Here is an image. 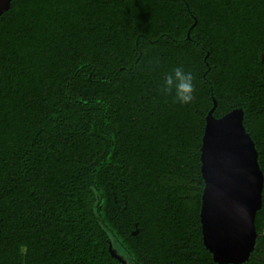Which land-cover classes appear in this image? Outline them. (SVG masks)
I'll return each instance as SVG.
<instances>
[{"label": "trees", "instance_id": "trees-1", "mask_svg": "<svg viewBox=\"0 0 264 264\" xmlns=\"http://www.w3.org/2000/svg\"><path fill=\"white\" fill-rule=\"evenodd\" d=\"M247 3L12 1L0 18V264H126L113 241L131 264H216L200 222L214 100L216 118L243 110L264 175V74L249 55L264 43L246 33ZM177 66L195 77L189 104L162 91ZM262 201L245 264H264V188Z\"/></svg>", "mask_w": 264, "mask_h": 264}, {"label": "water", "instance_id": "water-1", "mask_svg": "<svg viewBox=\"0 0 264 264\" xmlns=\"http://www.w3.org/2000/svg\"><path fill=\"white\" fill-rule=\"evenodd\" d=\"M12 1L0 0V18ZM216 108L214 100L200 158L205 184L200 213L203 243L216 264H245L258 239L255 223L263 205L264 175L255 143L244 127L243 110L216 119ZM111 252L122 261L113 248Z\"/></svg>", "mask_w": 264, "mask_h": 264}, {"label": "flooded vegetation", "instance_id": "flooded-vegetation-1", "mask_svg": "<svg viewBox=\"0 0 264 264\" xmlns=\"http://www.w3.org/2000/svg\"><path fill=\"white\" fill-rule=\"evenodd\" d=\"M247 2L245 20L246 33L250 38H256L258 41L260 40L261 43H264V0H247ZM260 46H262L260 49L257 45L253 48H250L249 55L252 57V59H255L253 63L258 66L256 71L258 73L264 74V51L260 53L261 62L258 61V53L261 51V49L264 50V45Z\"/></svg>", "mask_w": 264, "mask_h": 264}, {"label": "clouds", "instance_id": "clouds-1", "mask_svg": "<svg viewBox=\"0 0 264 264\" xmlns=\"http://www.w3.org/2000/svg\"><path fill=\"white\" fill-rule=\"evenodd\" d=\"M195 77L190 71H185L182 66L175 67L164 77V87L162 91L167 95L175 93V102L189 104L194 99L196 86Z\"/></svg>", "mask_w": 264, "mask_h": 264}, {"label": "rangeland", "instance_id": "rangeland-1", "mask_svg": "<svg viewBox=\"0 0 264 264\" xmlns=\"http://www.w3.org/2000/svg\"><path fill=\"white\" fill-rule=\"evenodd\" d=\"M113 249L114 252L121 257L126 264H131V260L128 258V256L125 254V252L122 251L120 246L116 243V241H113Z\"/></svg>", "mask_w": 264, "mask_h": 264}, {"label": "built area", "instance_id": "built-area-1", "mask_svg": "<svg viewBox=\"0 0 264 264\" xmlns=\"http://www.w3.org/2000/svg\"><path fill=\"white\" fill-rule=\"evenodd\" d=\"M263 234H264V231H263Z\"/></svg>", "mask_w": 264, "mask_h": 264}]
</instances>
